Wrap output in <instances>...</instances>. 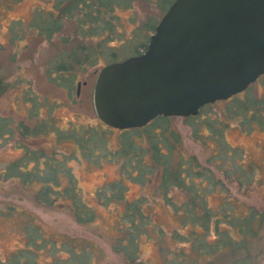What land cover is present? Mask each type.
Instances as JSON below:
<instances>
[{"label": "rangeland", "instance_id": "374dc122", "mask_svg": "<svg viewBox=\"0 0 264 264\" xmlns=\"http://www.w3.org/2000/svg\"><path fill=\"white\" fill-rule=\"evenodd\" d=\"M77 1L0 0V117L7 120L0 136V264L170 263L176 251L191 250L186 238L173 236L182 231L174 209L186 193L175 184L161 188L164 165L176 169L180 160H193L195 169L199 163L221 181H203L193 172L214 211L261 213L250 249L256 264H264V75L237 97L206 104L196 116L172 115L128 130L110 126L94 107L98 72L111 53L117 59L132 54L151 32L144 24L160 20L161 12L146 0L118 1L111 12H100L115 24L85 32V40L79 11L62 13ZM44 20L55 21L59 30L48 35L40 26ZM84 47L97 63L73 65L85 82L77 95V82L73 89L59 86L48 71L55 74L57 62L70 60L74 50L82 59ZM251 97L262 107L253 103L245 112L241 105ZM22 122L25 132L16 129ZM46 161L61 171H42ZM94 172L100 174L96 180H85ZM70 182L90 205L88 221L77 219L68 192L55 196ZM138 203L148 215L146 225L134 216ZM226 260L229 252L216 261Z\"/></svg>", "mask_w": 264, "mask_h": 264}, {"label": "water", "instance_id": "95a60500", "mask_svg": "<svg viewBox=\"0 0 264 264\" xmlns=\"http://www.w3.org/2000/svg\"><path fill=\"white\" fill-rule=\"evenodd\" d=\"M262 74L264 0H174L145 50L102 66L93 102L106 124L142 127L158 115L196 116Z\"/></svg>", "mask_w": 264, "mask_h": 264}, {"label": "trees", "instance_id": "16d2710c", "mask_svg": "<svg viewBox=\"0 0 264 264\" xmlns=\"http://www.w3.org/2000/svg\"><path fill=\"white\" fill-rule=\"evenodd\" d=\"M90 1L92 0H78L77 2L70 3L67 7H64V9L62 10V13L65 15H72L73 13H77L79 11L80 27H82V32H79V34L81 36H84L85 40L87 38L84 34L85 32L92 33L94 30L98 29H110L111 26L115 24L107 17L103 15L101 16L100 12H111V10L115 6V4L118 3V1H121L125 4H129L130 2H132L131 0H98L96 5L94 2L91 3ZM146 1L156 5L158 10L161 12L162 17V15L165 13V11L168 9V7L174 0ZM158 22L159 20L157 22H146L144 24L146 29L151 32L149 36H146L145 41H139L137 45H134V52L129 56L139 54L143 50H145L149 38L151 34L155 31V27ZM40 26L42 30L48 33V35H51L53 32L59 30V24H57L53 20H44L43 22H41ZM81 51V55L83 56L82 59L79 58V52L74 50L68 54L70 60L63 59L57 62L55 66L56 69L54 70L55 74H51V70L48 71L49 76H51V78L55 80L54 82L56 84H58L59 86L65 85L68 88L72 87L73 89L74 84L78 80H80L79 76L73 71V65H82V68H84L87 66L88 63H97V59L94 57L95 55L91 54L88 48L86 49L84 47V49H81ZM90 55L92 56L90 57ZM111 55L113 59L110 62L121 60V58L117 59L118 54L116 55V52L111 53ZM237 95L238 93L236 95H233V97H237ZM253 103L260 108V101L251 97L246 98L245 102L242 103V110L246 112V110H249L251 108ZM257 112H260L261 114V110H257L255 112L256 115ZM171 116L158 115L151 122H160L161 120L166 121ZM5 121H7L6 118L0 117V136L5 135L4 132L7 129L4 125L6 123ZM220 122L222 121L220 120ZM16 127L17 130L21 132H23L24 130L25 132L26 123H19ZM163 161L164 160L162 159L160 160V162ZM183 161H187V158H184ZM45 164L47 168L42 171H46L47 174L53 173L57 175L59 173L58 171H61V169L54 165L53 162L46 161ZM196 166H198L197 169L194 168L193 160L185 165H182V161L180 160L176 169L172 168V166L168 167L164 165L163 167V172L161 176L163 178V183L161 188H163L164 191H168L169 187L175 184L178 185L181 189H183L186 193V200L181 205H177L174 209V212L176 213V218L178 220L180 228L182 229V231H188V234L182 232L181 230H177L174 232L173 236L174 238H186L184 241L188 242L191 245V250L182 249L180 251H176V257H174V260H170V263L166 261L164 264H256L258 260L256 255L252 254L250 244L254 241V239H257V230L259 229L258 227L260 225L261 213L257 209L250 208L248 213L240 216L238 214H234L232 210H227L225 207H221L225 210L221 211L218 209L217 212H220L221 214L219 215L207 204L205 193H203L204 187L200 185L199 189V185L193 177V172L197 170L198 173L194 172L196 173L195 175L201 176L200 179H202L203 181L211 180V182L213 183L214 181L216 185L220 184L221 181L218 178H215L214 173L212 174L211 171L199 169V167L201 166L199 163H196ZM182 171L187 174V177L184 173H182ZM39 175L42 176L43 172L39 173ZM56 191L57 193L55 194V196H59L60 193L66 194L68 192L67 196H70V198H72V200L74 201L72 205V211L79 221H88L92 217L90 205H86L80 200V194L78 190L75 189L73 182H70V185L66 188L65 191ZM42 193L44 196L46 191L43 190ZM228 204L230 205V203ZM231 206H234V204ZM140 207V203H138L135 207L136 210L134 212V216H137L139 214L141 222L146 225L143 219L144 217L147 218L148 215H144L143 213H141ZM133 224L137 226L138 222L135 221ZM255 225L257 227H255ZM161 232H163V230H161ZM211 235H214L215 238L209 241L208 236ZM134 249H136V247H134ZM226 252H229L231 255L230 262L227 260L217 262L216 260L218 255Z\"/></svg>", "mask_w": 264, "mask_h": 264}, {"label": "bare ground", "instance_id": "6f19581e", "mask_svg": "<svg viewBox=\"0 0 264 264\" xmlns=\"http://www.w3.org/2000/svg\"><path fill=\"white\" fill-rule=\"evenodd\" d=\"M98 176H100V174L97 173V172H94L93 174H91V175L85 177V180H87L88 182H92L93 180H96V179L98 178ZM87 181H86V182H87ZM85 186L88 187L89 184L85 183ZM132 189H133V186L130 188V192H129V194L132 192Z\"/></svg>", "mask_w": 264, "mask_h": 264}, {"label": "flooded vegetation", "instance_id": "af4514ba", "mask_svg": "<svg viewBox=\"0 0 264 264\" xmlns=\"http://www.w3.org/2000/svg\"><path fill=\"white\" fill-rule=\"evenodd\" d=\"M262 75H264V74H262ZM262 75H261V76H262ZM261 76H260V77H261ZM258 79H259V78H257V80H258ZM257 80H256V81H257ZM79 81H80V80H78L77 83H78ZM81 82H83V81H81ZM83 83H85V82H83ZM251 84H252V83H251ZM251 84H250V85H251ZM250 85H249V86H250ZM249 86H248V87H249ZM238 94H239V93H238ZM235 95H236V94H235ZM232 97H233V96L229 97L228 99H230V98H232ZM152 120H153V119H152ZM152 120H151V121H152ZM151 121H149L146 125H148ZM146 125H144V126H146Z\"/></svg>", "mask_w": 264, "mask_h": 264}]
</instances>
